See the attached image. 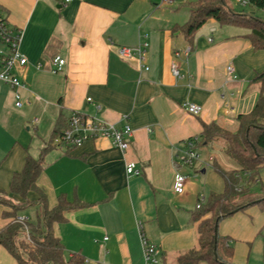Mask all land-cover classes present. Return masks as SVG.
<instances>
[{
    "label": "crops",
    "instance_id": "obj_1",
    "mask_svg": "<svg viewBox=\"0 0 264 264\" xmlns=\"http://www.w3.org/2000/svg\"><path fill=\"white\" fill-rule=\"evenodd\" d=\"M180 1L0 0V12L23 31L20 50L28 58L18 72L21 106L16 89L0 81L1 189L9 191L28 155L39 157L60 114L68 119L80 110L134 130L125 153L101 137L45 154L38 183L50 205L63 192L88 204L54 224L67 258L80 253L83 264H178L180 254L199 245L198 222L191 220L199 199L224 190L223 178L214 179L212 172L204 183L194 180L208 172L215 156L189 167L179 155L188 139L201 135L203 123H225L227 116L252 110L261 93L252 79L264 69V49L253 48L247 28L215 19L207 20L191 43L173 30L190 16ZM142 42L148 43V69L117 52ZM56 55L65 59L59 71L52 63ZM173 62L181 77L173 75ZM186 102L200 105V113H190ZM128 160L137 163L140 175L126 174ZM179 172L188 176L183 194L174 190ZM29 198L38 195L30 192ZM252 207L218 225L233 241L236 264H246L239 245L247 248L260 225ZM2 210L0 205V228L8 222ZM142 237L160 248L158 263L146 262ZM0 264H17L1 244Z\"/></svg>",
    "mask_w": 264,
    "mask_h": 264
},
{
    "label": "trees",
    "instance_id": "obj_2",
    "mask_svg": "<svg viewBox=\"0 0 264 264\" xmlns=\"http://www.w3.org/2000/svg\"><path fill=\"white\" fill-rule=\"evenodd\" d=\"M244 3L264 10V0H245ZM187 7L189 19L184 24L175 25L173 30L181 31L191 43L200 27L207 20L215 19L222 25L247 28L246 37L253 48L264 49V17L255 12H236L230 0H197ZM252 82L260 85L261 93L251 111L236 116V129L231 130L225 123L217 121L203 123L198 148L219 144L238 167L226 169L214 159L211 162L224 180V190L211 191L206 198L199 199L198 207L191 215V220L198 222L199 245L180 254L178 264H236L232 240L218 232L219 222L250 206L258 205L264 210V194H257L250 188L264 168V69L256 74ZM67 126V118L60 114L39 157L28 155L24 168L13 175L9 191L0 188L1 216L8 220L0 228V244L16 259L17 264L85 263L80 253H73L67 258L65 246L54 231V224L65 221L67 212L88 204L78 198L69 200L63 192L58 195L56 203L50 205L46 190L38 183L45 166V154L57 147L54 139ZM30 192H35L38 198L30 199ZM29 206L37 208L36 221L18 220Z\"/></svg>",
    "mask_w": 264,
    "mask_h": 264
},
{
    "label": "built area",
    "instance_id": "obj_3",
    "mask_svg": "<svg viewBox=\"0 0 264 264\" xmlns=\"http://www.w3.org/2000/svg\"><path fill=\"white\" fill-rule=\"evenodd\" d=\"M69 1V0H66ZM176 0H162L163 4H171ZM243 1V0H239ZM23 31L12 26L8 19L0 12V81L16 89V106L22 105L21 95L18 88L23 85L19 77V71L28 64V58L21 52L20 43ZM148 43L142 42L135 47L119 46L117 52L124 59L138 58L142 63L145 62V52ZM188 53V51H186ZM177 54H179L177 52ZM54 71H59L65 64V59L56 55L52 59ZM40 66V65H39ZM145 69L148 66L143 64ZM171 71L174 76L181 77L180 67L176 62L171 65ZM228 74L233 75L234 68L229 65ZM184 107L192 114H199L202 107L192 102H186ZM37 121V119H35ZM68 126L64 131L54 139V144L60 148H72L82 145L87 140H95L101 137L109 138L113 146L125 153L129 147L134 134V130L129 124L118 127L116 124L108 122L105 119L97 118L86 114L80 110H72L67 119ZM199 136L192 137L185 142V148L179 155L185 166H195L197 163L204 162L199 151ZM213 157L210 156L209 160ZM126 174L138 176L141 170L137 163L128 160L125 163ZM188 176L184 173H177L174 180V190L178 194H183L186 190ZM28 218L20 215L18 220L24 222ZM141 227V226H140ZM142 246L144 257L147 263H158L161 250L155 244L149 243L145 237H142Z\"/></svg>",
    "mask_w": 264,
    "mask_h": 264
},
{
    "label": "rangeland",
    "instance_id": "obj_4",
    "mask_svg": "<svg viewBox=\"0 0 264 264\" xmlns=\"http://www.w3.org/2000/svg\"><path fill=\"white\" fill-rule=\"evenodd\" d=\"M197 0H181L180 2L187 6L189 3L195 2ZM245 0H230V5L232 9L239 13H251L255 12L258 16L264 17V10L255 9L249 4L244 3ZM186 12H189L187 7L184 9ZM225 121L226 127L231 130L236 129L237 121L235 116H227ZM201 156L206 160L210 155H213L217 158V162L225 167L226 169L237 168V163L230 159L225 151L221 149L219 144L211 146H203L200 148ZM208 172L206 174L197 175V179H194L198 182H205V180L210 177V172L213 173L214 179L221 180L220 175L214 170L213 165H209ZM193 170V169H192ZM195 177V175H192ZM250 188L257 194H264V168L260 172L259 180H256L250 184ZM251 209L252 219L254 221H260L259 228L253 238L248 244L240 243L239 245V254L246 256V264H264V210H262L258 205H254ZM23 212L28 216L30 221H36L37 219V208L36 206H29L23 210ZM233 242V241H232ZM236 243V241L234 242ZM234 259V258H233Z\"/></svg>",
    "mask_w": 264,
    "mask_h": 264
}]
</instances>
